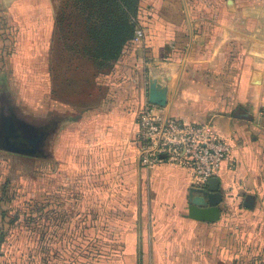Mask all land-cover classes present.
<instances>
[{
    "label": "crops",
    "instance_id": "0c3cea01",
    "mask_svg": "<svg viewBox=\"0 0 264 264\" xmlns=\"http://www.w3.org/2000/svg\"><path fill=\"white\" fill-rule=\"evenodd\" d=\"M141 2L136 35L113 66L56 97L58 1L0 0V103L7 97L17 105L16 90L27 112L64 115L42 187L59 223L64 209L89 208L91 239L121 242L113 252L123 264H244L243 245L264 240L257 216L264 213V0ZM152 90L167 99L166 113L188 122L214 117L232 146L217 173L223 200L216 221L189 216L196 187L189 170L140 166L138 114ZM249 195L253 208L244 205ZM99 225L108 226L107 237Z\"/></svg>",
    "mask_w": 264,
    "mask_h": 264
},
{
    "label": "rangeland",
    "instance_id": "374dc122",
    "mask_svg": "<svg viewBox=\"0 0 264 264\" xmlns=\"http://www.w3.org/2000/svg\"><path fill=\"white\" fill-rule=\"evenodd\" d=\"M57 1L58 12L67 10L69 1ZM68 20L65 19L63 25H56L52 44L51 71L56 97L60 92L69 95L88 87L99 75L96 73L98 68L74 44L83 39L75 38L67 26ZM7 50L13 52L14 46L12 50ZM107 70L105 68L104 71ZM15 93L14 102L33 122L41 124L52 119L59 122L64 117L58 109L27 112L23 98L16 90ZM49 150L50 145L47 152ZM46 158L0 149V192H4L0 200V234L3 236V241H0V264H123V258L113 252L115 248L123 247L121 242L91 239L95 226L91 223L89 208L82 212L64 209L61 222L55 220L57 210L47 208L42 194ZM84 195V198L90 199L89 193ZM74 213L77 214L75 220L72 219ZM241 215L249 216L250 213L242 212ZM257 216L264 217L263 211H258ZM107 227L99 225V234L107 237ZM109 250L112 254L106 256ZM242 254L244 264H264V240L254 247L243 245Z\"/></svg>",
    "mask_w": 264,
    "mask_h": 264
},
{
    "label": "built area",
    "instance_id": "2783aa9c",
    "mask_svg": "<svg viewBox=\"0 0 264 264\" xmlns=\"http://www.w3.org/2000/svg\"><path fill=\"white\" fill-rule=\"evenodd\" d=\"M143 168L169 164L189 170L199 188L208 186L230 157L232 146L218 134L214 117L188 122L147 102L138 114L135 139Z\"/></svg>",
    "mask_w": 264,
    "mask_h": 264
},
{
    "label": "trees",
    "instance_id": "16d2710c",
    "mask_svg": "<svg viewBox=\"0 0 264 264\" xmlns=\"http://www.w3.org/2000/svg\"><path fill=\"white\" fill-rule=\"evenodd\" d=\"M67 1V10L61 7V12L56 11V25H63L69 18L67 26L75 38L83 39L74 44L98 68L96 73H104L105 68L109 70L113 66L126 44L135 37L141 0ZM0 241H3V236Z\"/></svg>",
    "mask_w": 264,
    "mask_h": 264
},
{
    "label": "water",
    "instance_id": "95a60500",
    "mask_svg": "<svg viewBox=\"0 0 264 264\" xmlns=\"http://www.w3.org/2000/svg\"><path fill=\"white\" fill-rule=\"evenodd\" d=\"M153 104L164 107L167 99L155 90L150 93ZM60 121L38 125L21 117L10 98H4L0 106V149L30 156L48 157L47 147L56 133ZM223 194L220 179L211 178L205 188L193 187L190 190L189 216L203 221H216L220 218V203ZM254 196H247L245 207H254Z\"/></svg>",
    "mask_w": 264,
    "mask_h": 264
},
{
    "label": "flooded vegetation",
    "instance_id": "af4514ba",
    "mask_svg": "<svg viewBox=\"0 0 264 264\" xmlns=\"http://www.w3.org/2000/svg\"><path fill=\"white\" fill-rule=\"evenodd\" d=\"M1 99H3V98H1ZM1 104V103H0ZM1 106V105H0ZM16 109H17V111H18V114L21 116V117H23V118H26V119H28L29 120V118H28V116H26L20 109H19V107L16 105ZM31 121V120H30ZM51 121H58V120H55V119H52V120H48V121H43L41 124H38V123H36V122H33V123H36V124H38V125H44V124H47L48 122H51ZM60 121V120H59Z\"/></svg>",
    "mask_w": 264,
    "mask_h": 264
}]
</instances>
